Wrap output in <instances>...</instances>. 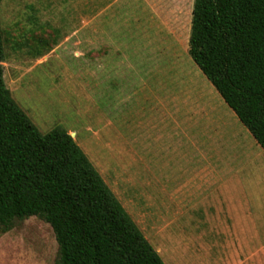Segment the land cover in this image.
<instances>
[{
    "label": "rangeland",
    "instance_id": "374dc122",
    "mask_svg": "<svg viewBox=\"0 0 264 264\" xmlns=\"http://www.w3.org/2000/svg\"><path fill=\"white\" fill-rule=\"evenodd\" d=\"M194 1L2 0L3 65L31 121L74 138L167 264H227L218 228L264 217V148L189 53ZM58 257L40 217L0 229V264Z\"/></svg>",
    "mask_w": 264,
    "mask_h": 264
},
{
    "label": "trees",
    "instance_id": "16d2710c",
    "mask_svg": "<svg viewBox=\"0 0 264 264\" xmlns=\"http://www.w3.org/2000/svg\"><path fill=\"white\" fill-rule=\"evenodd\" d=\"M189 46L264 148V0H195ZM4 61L0 27L1 231L37 216L55 232L57 264H167L74 138L31 121L7 87Z\"/></svg>",
    "mask_w": 264,
    "mask_h": 264
},
{
    "label": "crops",
    "instance_id": "0c3cea01",
    "mask_svg": "<svg viewBox=\"0 0 264 264\" xmlns=\"http://www.w3.org/2000/svg\"><path fill=\"white\" fill-rule=\"evenodd\" d=\"M219 172L221 171L213 169L209 175L211 178L219 181ZM174 197L177 196L174 195ZM194 197L193 194L189 193L184 198L191 199ZM260 211L264 216V209ZM246 214L250 215L251 212ZM218 230H226L228 232L227 264H264V217L261 218L259 224L244 222L242 225L232 223L229 219L226 224L223 222ZM239 231H242V239L236 238L237 232Z\"/></svg>",
    "mask_w": 264,
    "mask_h": 264
}]
</instances>
